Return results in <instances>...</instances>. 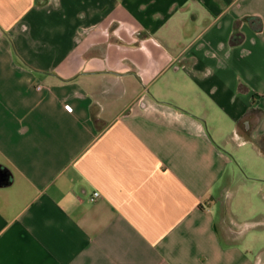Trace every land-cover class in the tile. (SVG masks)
I'll return each instance as SVG.
<instances>
[{"label": "crops", "instance_id": "0c3cea01", "mask_svg": "<svg viewBox=\"0 0 264 264\" xmlns=\"http://www.w3.org/2000/svg\"><path fill=\"white\" fill-rule=\"evenodd\" d=\"M0 173V264H264V0H0Z\"/></svg>", "mask_w": 264, "mask_h": 264}, {"label": "rangeland", "instance_id": "374dc122", "mask_svg": "<svg viewBox=\"0 0 264 264\" xmlns=\"http://www.w3.org/2000/svg\"><path fill=\"white\" fill-rule=\"evenodd\" d=\"M236 168L238 169L239 178L247 177L248 172L245 168L240 164H236ZM261 235L264 236V232H250L245 236L244 247L247 256L252 260L258 254V252L264 248V238L261 240ZM260 253V252H259ZM262 253V252H261ZM260 253V254H261ZM262 257V255H261Z\"/></svg>", "mask_w": 264, "mask_h": 264}, {"label": "trees", "instance_id": "16d2710c", "mask_svg": "<svg viewBox=\"0 0 264 264\" xmlns=\"http://www.w3.org/2000/svg\"><path fill=\"white\" fill-rule=\"evenodd\" d=\"M255 20L258 21V19H255ZM240 37H241L240 34L235 33V34H233V36L231 37L230 42H231L232 44H235V43L238 42V40L240 39Z\"/></svg>", "mask_w": 264, "mask_h": 264}, {"label": "built area", "instance_id": "2783aa9c", "mask_svg": "<svg viewBox=\"0 0 264 264\" xmlns=\"http://www.w3.org/2000/svg\"><path fill=\"white\" fill-rule=\"evenodd\" d=\"M97 197H99V193H98V192H94V193L92 194L91 200H93V199H95V198H97Z\"/></svg>", "mask_w": 264, "mask_h": 264}, {"label": "water", "instance_id": "95a60500", "mask_svg": "<svg viewBox=\"0 0 264 264\" xmlns=\"http://www.w3.org/2000/svg\"><path fill=\"white\" fill-rule=\"evenodd\" d=\"M3 179V175L0 173V181H2Z\"/></svg>", "mask_w": 264, "mask_h": 264}]
</instances>
